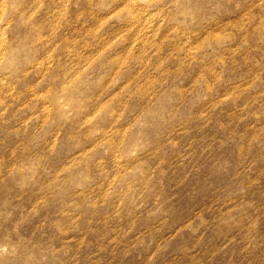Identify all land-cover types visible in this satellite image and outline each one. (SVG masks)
<instances>
[{
    "label": "clouds",
    "instance_id": "clouds-1",
    "mask_svg": "<svg viewBox=\"0 0 264 264\" xmlns=\"http://www.w3.org/2000/svg\"><path fill=\"white\" fill-rule=\"evenodd\" d=\"M0 264H264V0H0Z\"/></svg>",
    "mask_w": 264,
    "mask_h": 264
}]
</instances>
